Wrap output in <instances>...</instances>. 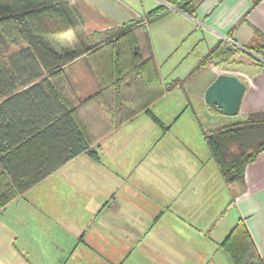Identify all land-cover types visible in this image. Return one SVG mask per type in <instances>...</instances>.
Here are the masks:
<instances>
[{
    "label": "crops",
    "instance_id": "crops-1",
    "mask_svg": "<svg viewBox=\"0 0 264 264\" xmlns=\"http://www.w3.org/2000/svg\"><path fill=\"white\" fill-rule=\"evenodd\" d=\"M255 1L202 0L193 15L168 6L167 15L149 26L162 79L182 81L161 102L193 92L208 107L206 90L225 73L248 86L240 113L264 110V69L198 66L221 40L244 51L263 42L264 0ZM162 5L164 0H72L84 43L72 29L59 36L71 44L54 45L90 46L93 33L140 21ZM79 67L93 76L80 60L68 68L71 80ZM194 77L202 82L190 92ZM181 107L171 123L189 104ZM171 135L141 115L101 142L99 160L77 158L7 207L0 214V264H233L220 244L241 218L264 256V153L243 181L227 184L203 137L193 146Z\"/></svg>",
    "mask_w": 264,
    "mask_h": 264
},
{
    "label": "trees",
    "instance_id": "trees-1",
    "mask_svg": "<svg viewBox=\"0 0 264 264\" xmlns=\"http://www.w3.org/2000/svg\"><path fill=\"white\" fill-rule=\"evenodd\" d=\"M71 1L0 0V214L77 158L99 160L101 142L139 116H149L165 131L171 128L153 108L182 81L162 79L148 28L167 15L168 6L193 15L202 0H164L140 21L93 33L90 46L62 50L51 39L83 23L73 18ZM77 32L84 43L83 31ZM245 49L221 40L198 66L264 69V38ZM80 60L98 82L97 92L83 99L68 75ZM202 133L225 182L240 183L264 153V110ZM220 248L233 264H264L244 218Z\"/></svg>",
    "mask_w": 264,
    "mask_h": 264
},
{
    "label": "rangeland",
    "instance_id": "rangeland-1",
    "mask_svg": "<svg viewBox=\"0 0 264 264\" xmlns=\"http://www.w3.org/2000/svg\"><path fill=\"white\" fill-rule=\"evenodd\" d=\"M66 37V38H64ZM64 37H54L52 38V42L54 44H62L67 46V44H71L72 40L69 38L67 39V36ZM229 42H226V44ZM231 44V43H230ZM240 58V57H239ZM245 59V58H243ZM243 70H252L254 71L255 66H241L240 67ZM229 69V68H228ZM86 70L84 67H79L77 71L72 73L71 78L75 82V86L78 90V93L80 97L86 98L89 97L92 92V90L98 86V82L96 78L91 75H89V72L86 73ZM221 71L225 72L227 70L221 69ZM237 71V69L232 70ZM228 72V71H227ZM196 77L192 79V82L188 85V89L190 92H192V89L196 88L201 82L202 77L199 82H195ZM74 86V87H75ZM75 88V89H76ZM86 88V89H85ZM174 96H171L165 100V102H159L154 106L153 112L157 115L163 116L165 118L164 120H167V126H171L172 128L170 130H163L161 127V131H164L166 134H172L171 137L175 138L178 137L179 139L184 138V143L190 142L195 146L197 142L199 141V137H203V130H214L221 126H225L228 124H233L237 122H243L246 121L248 118L247 114H244L243 112L238 114L237 116H224L221 115L208 107L201 104V102L195 97L194 93H189L188 97L185 96L184 93L180 94H173ZM188 105L187 109L182 113L181 117L177 120V122L171 123L172 121H169L168 119H172L175 111L182 112L184 110L181 105ZM164 105V106H163ZM145 116V115H144ZM205 142V140H204ZM206 144V143H205ZM199 148V147H197Z\"/></svg>",
    "mask_w": 264,
    "mask_h": 264
},
{
    "label": "water",
    "instance_id": "water-1",
    "mask_svg": "<svg viewBox=\"0 0 264 264\" xmlns=\"http://www.w3.org/2000/svg\"><path fill=\"white\" fill-rule=\"evenodd\" d=\"M247 90V84L240 77L223 73L206 90L205 102L221 115L237 116Z\"/></svg>",
    "mask_w": 264,
    "mask_h": 264
}]
</instances>
